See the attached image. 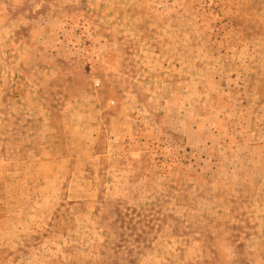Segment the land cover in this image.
Masks as SVG:
<instances>
[{
    "label": "rangeland",
    "instance_id": "rangeland-1",
    "mask_svg": "<svg viewBox=\"0 0 264 264\" xmlns=\"http://www.w3.org/2000/svg\"><path fill=\"white\" fill-rule=\"evenodd\" d=\"M0 264H264V0H0Z\"/></svg>",
    "mask_w": 264,
    "mask_h": 264
}]
</instances>
